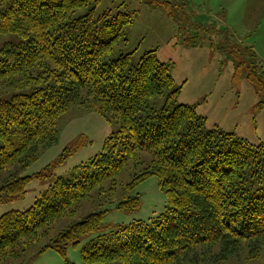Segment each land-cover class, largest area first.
<instances>
[{"label":"trees","instance_id":"16d2710c","mask_svg":"<svg viewBox=\"0 0 264 264\" xmlns=\"http://www.w3.org/2000/svg\"><path fill=\"white\" fill-rule=\"evenodd\" d=\"M92 1L98 2L0 0V35L20 39L0 52V92L30 90L0 99V173L24 170L41 148L54 145L58 121L71 106L119 126L102 151L79 166L78 177L57 179L27 210L0 217V262L17 260L47 239L60 219L76 215L82 201L136 209L139 197L133 193L151 177L164 192L171 217L121 227L112 246L89 243L83 264L197 263L215 247L219 260L239 253L258 258L264 251V146L217 127L204 131L206 118L194 107L152 108L150 100L170 101L178 93L168 66L155 51L135 67L129 55L105 61L131 18L105 12L95 21L91 9L74 17ZM98 30L109 38L99 39ZM249 61L246 78L264 95V68L255 64L252 50ZM128 166L130 180L118 183ZM30 179L9 174L0 185V203L23 196ZM106 211L68 225L39 250L64 255L67 246L99 229Z\"/></svg>","mask_w":264,"mask_h":264},{"label":"rangeland","instance_id":"374dc122","mask_svg":"<svg viewBox=\"0 0 264 264\" xmlns=\"http://www.w3.org/2000/svg\"><path fill=\"white\" fill-rule=\"evenodd\" d=\"M90 9L95 21L105 12H110L111 17L121 13L131 18L125 36L105 61L129 55L130 65L135 67L145 53L155 51L157 59L168 66L173 90L178 93L170 101L166 96L150 100L152 108L158 110L166 103L170 110L178 105L194 107L198 115L206 118L204 131L217 127L236 139L264 146V95L246 78L251 50L257 56L255 64L264 68V0H98L76 10L74 17H81ZM101 23L97 22V29ZM96 35L101 40L109 38L99 30ZM19 42L16 35H0V52ZM29 92L7 89L0 92V99ZM118 130L115 121L71 106L58 121L59 135L54 145L41 148L38 159L24 170L0 173V185L9 174L31 178L23 196L0 203V217L27 210L57 179L78 177L79 166L98 155L106 138ZM132 173L130 166L124 168L116 177L117 182H128ZM133 194L139 197V206L133 210L116 209L96 199L82 201L76 215L60 219L47 239L32 245L17 260L0 264H83V250L89 243L112 246L116 243L114 233L121 227L136 221L150 222L162 214L171 217L155 177L138 185ZM104 210L107 211L99 229L67 246L64 255L50 248L39 250L68 225ZM218 252L215 247L197 263L190 260L185 264H264V251L253 260H248L245 253L219 260Z\"/></svg>","mask_w":264,"mask_h":264}]
</instances>
